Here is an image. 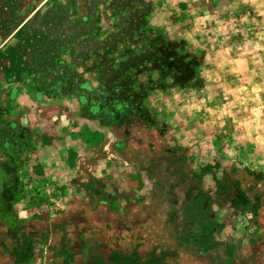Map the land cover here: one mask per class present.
<instances>
[{
	"label": "rangeland",
	"instance_id": "rangeland-1",
	"mask_svg": "<svg viewBox=\"0 0 264 264\" xmlns=\"http://www.w3.org/2000/svg\"><path fill=\"white\" fill-rule=\"evenodd\" d=\"M0 264H264V0H0Z\"/></svg>",
	"mask_w": 264,
	"mask_h": 264
}]
</instances>
